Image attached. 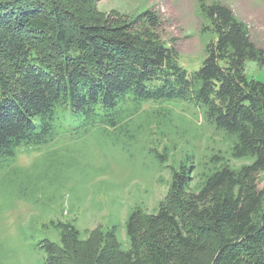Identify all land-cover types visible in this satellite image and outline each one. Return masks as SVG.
<instances>
[{
  "label": "trees",
  "instance_id": "1",
  "mask_svg": "<svg viewBox=\"0 0 264 264\" xmlns=\"http://www.w3.org/2000/svg\"><path fill=\"white\" fill-rule=\"evenodd\" d=\"M98 2L0 0V167L21 148L98 129L113 142L154 137L170 177L151 212L135 204L96 231L108 237L100 258L77 253L83 238L67 223L59 242L40 241L42 264H264V82L244 71L264 66V49L228 5L196 0L204 57L187 71L153 9L121 15ZM183 104L222 147L207 142L200 156L201 133L174 138Z\"/></svg>",
  "mask_w": 264,
  "mask_h": 264
},
{
  "label": "rangeland",
  "instance_id": "2",
  "mask_svg": "<svg viewBox=\"0 0 264 264\" xmlns=\"http://www.w3.org/2000/svg\"><path fill=\"white\" fill-rule=\"evenodd\" d=\"M220 1L248 24L251 39L264 49V0ZM195 4L196 0H99L98 8L130 16L153 9L161 21V37L173 40L181 64L193 71L204 57ZM210 36H202V40ZM244 71L248 79L264 82V66L255 61L247 60ZM198 117L190 104H183L174 114L176 124L170 132L174 138L187 137L194 129L201 133L193 141L201 156L207 142L224 144L211 128L195 127L200 123ZM112 137L116 136L98 129L81 136L63 134L48 145L21 148L0 167V264H42L46 253L40 241L59 242L62 225L67 223L74 224L83 238L77 253L98 259L108 237H97L96 231L122 224L135 204L148 212L154 209L170 177L169 169L161 165L162 158L155 156L162 145L142 133L129 140L117 137L116 142ZM257 185L264 187V171L257 174ZM124 239L121 232L123 243ZM116 257L107 262L115 264Z\"/></svg>",
  "mask_w": 264,
  "mask_h": 264
}]
</instances>
